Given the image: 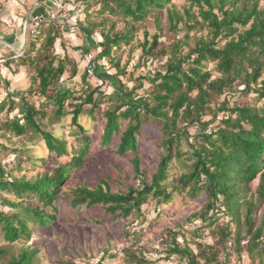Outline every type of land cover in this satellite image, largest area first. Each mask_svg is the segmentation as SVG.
<instances>
[{
	"label": "trees",
	"instance_id": "1",
	"mask_svg": "<svg viewBox=\"0 0 264 264\" xmlns=\"http://www.w3.org/2000/svg\"><path fill=\"white\" fill-rule=\"evenodd\" d=\"M170 1L101 0L100 10L120 16L125 21L127 30L124 33H113L114 27L108 33L103 30L99 58L110 56L113 47L119 46L121 42L129 43L133 34L132 23L145 21L153 12L163 9L167 11V21L172 32L178 30L181 22H185L192 29L191 8L184 9L181 14L177 8H167ZM192 1L200 6V16L210 31L206 37L198 38L194 47L186 54L181 50L185 42L183 40L161 46L159 51L166 57L165 70L156 71L153 78H149L148 81L152 85L150 97L135 98L134 90L128 91L119 79V71L116 74L103 72L101 66L99 67L100 62L93 56L97 63V78L115 89V92L110 94V98L116 102L115 108L107 110L103 116V145L112 142L114 136L120 132L121 121L125 120L128 124L120 136L117 152L120 155L129 152L137 155V136L142 134L143 119L151 116L163 122L165 152L152 177V183L143 182L141 187L130 188L127 193L112 192L109 187L105 189L102 185L94 189L84 185L76 188L72 203L74 206L102 205L109 212L127 216L134 209H141L151 195L162 199L163 202L172 200L173 191L163 187V183L168 177L169 164L174 156L173 149H176V155H181L178 147L184 137L179 125L185 123L198 132V145L192 146L193 170L183 174L180 181L181 184L190 186L193 196L203 192L207 199L204 213L196 215L202 222H207L211 220L210 209L222 207L237 225L233 234L236 242L241 244L247 241L252 260L255 261L256 253L260 258L259 264H264V247L259 249L264 243V207L261 221L256 224V211L259 205L264 204V7H259L258 2L250 4L246 0L241 5H238V0ZM159 18L155 17L156 23H159ZM102 26H106L105 19ZM82 27L88 46L81 49L88 52L91 46L97 44L92 37V26ZM240 27L244 29L240 31ZM60 34L56 21L43 23L39 26L38 34L30 39L33 41L27 51V58L19 59L23 65L34 66L35 76L27 89L28 92L35 90L46 100H52L57 106L54 110L57 117L64 116L65 102L72 97L71 90L61 80L66 72L65 60L69 57L60 58L55 54V43ZM145 35L147 36L148 32H145ZM159 37L156 33L152 41L145 38L142 45L143 55L157 57L155 51L159 46ZM223 39L224 45L220 46ZM38 41H41L39 47L35 43ZM61 45L63 47V43ZM34 51L35 54L31 57ZM209 63H212L214 68L209 69ZM76 74L74 67L71 76ZM82 79H85V76ZM236 81L244 85L243 92L253 91L257 94V99L262 101L261 106L234 104L230 107L228 96H225L221 103L217 102ZM59 82V90L53 95H48L49 88ZM98 92L99 87L90 88L85 92L83 102L73 104L74 108L70 112L72 124L80 130L77 132V138L82 140V146L70 162L61 164L52 174L46 173L29 180L23 176H11L9 180L5 178L0 167V191L6 190L17 199H5L4 202L16 208L15 212L8 214L0 211V232L10 242H15L25 235L29 236L30 222H37L44 227L56 219L55 203L62 184L74 169L82 166L91 143L86 129L78 119L85 104L92 105L91 113L99 107V101L94 98ZM5 109L8 112L18 110V113L5 121L0 119V131L16 136L40 137L44 139L50 151L66 153V141L46 130L39 121L46 116L43 105L37 107L23 95L8 94L7 98L0 102V114ZM221 112L228 114L221 119L216 132L205 133ZM211 113L212 118L205 119V116ZM27 149L21 150L20 153L24 160L30 163L33 160L27 156ZM134 166L136 173L141 174L138 157L134 159ZM18 168L21 169V166ZM256 179H259L257 197L249 199L247 192L250 184ZM25 198L38 199L44 207L33 206L31 203L25 205ZM242 210L245 211L243 222ZM217 232L223 238V243L232 236L227 229ZM173 236L168 243L170 256L178 254L183 258L187 257L191 264H201L200 260H204L206 264L216 260L219 251L214 246L200 245L199 251L194 253L189 246H182L174 233ZM37 253V249L25 248L5 264H34Z\"/></svg>",
	"mask_w": 264,
	"mask_h": 264
},
{
	"label": "rangeland",
	"instance_id": "2",
	"mask_svg": "<svg viewBox=\"0 0 264 264\" xmlns=\"http://www.w3.org/2000/svg\"><path fill=\"white\" fill-rule=\"evenodd\" d=\"M9 1L0 0V31L4 24L10 29L19 22L18 18L16 23L14 20L10 21L12 11L20 16L28 7L21 3L15 9H10ZM44 2H49L48 4L51 5L54 3L55 6H53L57 9V23L61 34L55 43V54L60 58L69 57L67 53L69 50L77 59V61H70V58L65 60L66 72L61 78L71 90L72 97L65 102L64 116L57 117L54 112L57 106L52 100H46L35 90L29 93L25 89L15 94L23 95L37 107L40 105L45 107L46 116L39 121L46 130L66 141L67 151L64 154L50 151L44 139L40 137L16 136L0 131V167L4 171L5 178L11 180V176H23L29 180L46 173L52 174L61 164L70 162L82 146V140L77 138V132L80 130L72 124L70 112L74 108L73 104L83 102L85 92L90 88L99 87V92L94 95V98L99 101V107L91 113L92 105L85 104L79 116V123L84 126L91 140L89 152L82 166L74 169L62 184L55 203L56 219L44 227L37 222H30L29 236L25 235L15 242H10L0 232V264H5L25 248L38 250L34 264H191L187 257L168 254V243L174 237L173 233L182 246H189L194 253L199 251L200 245L214 246L219 251L217 258L207 264H259L260 258L256 253L255 261L250 257L247 241L241 244L236 242L233 234L237 225L222 207L210 209L211 220L207 222H202V219L196 215L204 213L207 199L203 192L193 196L190 186L181 184L180 181L183 174L193 170L192 146L198 145L196 142L198 132L185 123L179 125L184 137L178 147L181 155H176V149H173L174 156L169 164L168 177L163 183V187L173 191L172 200L163 202L162 199L151 195L141 209H134L127 216L118 212H109L102 205L89 207L86 204L74 206L72 203L76 188L84 185L91 189L102 185L105 189L109 187L112 192L127 193L130 188L141 187L143 182L151 184L161 156L165 152L163 141L166 136L163 132V122L151 116L143 119L142 134L137 136V155L131 152L120 155L117 152L120 136L128 124L125 120L121 121L120 132L114 136L112 142L109 145L102 144L105 126L103 116L107 110L115 108L116 102L110 98V94L114 93L115 89L109 83L99 80L96 74L88 75L86 56L89 54L95 56L103 72L116 74L119 71V79L128 91L134 90L135 98L150 97L152 85L148 81L149 78L152 79L156 71L165 70L166 57H163L159 51L161 46L183 40L185 42L181 50L186 54L194 47L198 38L208 35L210 28L200 16V6L194 4L192 0H171L167 8H177L181 14L184 9L191 8L192 29L185 22H181L178 30L172 32L167 21V11L163 9L153 12L145 21L132 23L133 34L129 43L121 42L119 46L113 47L110 56L100 59L99 54L102 48L99 45L103 42L102 31L108 33L114 27L113 33H124L127 30L125 21L120 16L109 14L108 11L102 12L101 0H44ZM246 2L250 4L258 2L259 7H264V0H246ZM243 3L244 0H238V5ZM157 16L160 17L159 23L155 21ZM103 19L106 20L105 28L102 26ZM82 26H92V37L97 44L91 46L88 52H83L81 49L88 46L87 36ZM243 29L240 27V31ZM145 32H148L147 36ZM156 33L160 36L159 46L155 51L157 57L143 55L142 45L145 38L152 41ZM32 41H27L25 53L19 59L27 58V51ZM59 41L63 43L62 49L59 48ZM224 42V39L221 40L220 46H223ZM35 43L39 47L41 41ZM59 49L62 50L61 53ZM34 54L35 51L30 56L33 57ZM26 67L27 80L30 84L35 76V70L33 65H26ZM74 67L77 74L72 77ZM207 67L214 68L212 63H209ZM83 76L85 79H82ZM60 83L50 87L48 95H53L59 90ZM243 88L244 85L236 81L224 95L218 98L217 102L221 103L225 96H228L230 107L234 104L261 106L262 101L257 99L258 95L253 91L245 93L242 91ZM212 106L214 107V104ZM17 113L18 110L8 112L5 109L0 114V119L5 121L7 118H13ZM227 114L219 113L216 121L207 127L212 131L211 134L216 132L221 119ZM212 116L211 113L205 116V119L210 120ZM26 148H28L27 156L33 162L27 163L21 155L20 151ZM135 157H138L140 161L141 174L135 171ZM18 166H21V169ZM258 180L250 184L247 192L249 199L257 197ZM176 187L179 188L176 189ZM5 199L15 201L17 199L6 190L0 191V211L12 214L16 208L6 205ZM23 202L25 205L31 203L33 206L44 207L38 199L25 198ZM263 207L264 204L259 205L256 211L257 225L261 221ZM244 214L245 211L242 210V222ZM222 229H227L232 234L224 243L217 232ZM261 245L259 249L264 247V243ZM200 263L206 264L204 260H200Z\"/></svg>",
	"mask_w": 264,
	"mask_h": 264
},
{
	"label": "crops",
	"instance_id": "3",
	"mask_svg": "<svg viewBox=\"0 0 264 264\" xmlns=\"http://www.w3.org/2000/svg\"><path fill=\"white\" fill-rule=\"evenodd\" d=\"M21 3L28 6L23 15L18 16L15 11H12L11 18H9L11 22L14 20L15 23L18 18L17 25L8 29V26L4 24L0 31V102L5 100L8 94H15L18 91L28 89L31 84L27 80V67L19 60L25 53L27 41L32 38L27 24L39 16H54L55 20L58 21L57 9L54 7V3L51 5L48 4L49 2H38L37 0H10L9 5L11 8H9L15 9ZM59 48L62 49L60 41ZM60 49L59 53L62 51ZM20 53L22 55H19ZM67 53L72 61H77L69 50Z\"/></svg>",
	"mask_w": 264,
	"mask_h": 264
},
{
	"label": "built area",
	"instance_id": "4",
	"mask_svg": "<svg viewBox=\"0 0 264 264\" xmlns=\"http://www.w3.org/2000/svg\"><path fill=\"white\" fill-rule=\"evenodd\" d=\"M38 2H43L44 0H37ZM47 21H57L55 20V17H43V16H39L37 17L35 20L29 22L27 24L28 30H29V34L31 37H34L35 35L38 34L39 32V26H41L43 23L47 22ZM19 55H22V53H20ZM18 55V56H19ZM87 59V66H86V72L88 73L89 76H94L95 71H96V67H97V63L93 58L92 54H89L86 56ZM205 133H212V131H210L209 129H207L205 131Z\"/></svg>",
	"mask_w": 264,
	"mask_h": 264
}]
</instances>
